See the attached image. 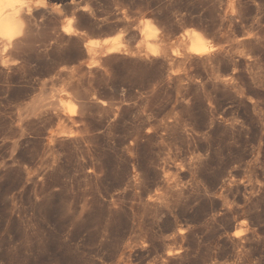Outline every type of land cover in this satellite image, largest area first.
I'll return each instance as SVG.
<instances>
[{"label":"rangeland","instance_id":"1","mask_svg":"<svg viewBox=\"0 0 264 264\" xmlns=\"http://www.w3.org/2000/svg\"><path fill=\"white\" fill-rule=\"evenodd\" d=\"M26 1L30 44L0 37V264H264V0Z\"/></svg>","mask_w":264,"mask_h":264},{"label":"bare ground","instance_id":"2","mask_svg":"<svg viewBox=\"0 0 264 264\" xmlns=\"http://www.w3.org/2000/svg\"><path fill=\"white\" fill-rule=\"evenodd\" d=\"M29 2V1H28ZM43 2V1H42ZM45 2V1H44ZM32 4V3H31ZM28 5L27 4V1L26 0H0V37H2V39L4 40L5 42V45L7 46H15L16 48L18 47L19 48V52H21V48L20 46H24V44H22L24 41L28 42L30 41V38H28L29 40L27 41L26 40V37H27V33H28V30L30 32V27L32 26H29V29H28V18H29V11H28ZM42 5V4H41ZM33 8V7H32ZM46 9V8H45ZM73 13V12H72ZM78 13V12H77ZM74 16V15H73ZM32 19V18H31ZM37 22V21H36ZM70 22V21H69ZM68 22V23H69ZM32 24V22H30ZM154 23V22H153ZM152 23L151 19H145V22H144V30H150L153 31L155 28H154V24ZM71 24V22L69 23ZM74 24V23H73ZM81 24V23H80ZM156 25V24H155ZM76 26V25H75ZM75 26L74 29H75ZM157 26V25H156ZM72 27V26H71ZM158 27V26H157ZM64 28V27H63ZM80 28V27H78ZM32 29V27H31ZM70 26L67 27L66 30V33L67 32H70ZM74 29L72 31H74ZM160 29V28H159ZM193 30V29H192ZM33 30H31V33H32ZM161 31V29H160ZM189 32H191L190 34L191 37H192V44L189 46L191 51L194 53V55H204V54H207V53H210L213 48L212 45H208L206 43V39L204 38V36L202 35L201 31H198V30H188ZM59 33V32H58ZM76 33V32H75ZM148 33V32H147ZM146 33V34H147ZM158 33V32H157ZM30 34V33H29ZM71 34V32H70ZM149 34V33H148ZM32 37V36H31ZM64 37V36H63ZM81 37V36H80ZM190 37V36H189ZM67 38V37H66ZM65 38V39H66ZM188 38V37H187ZM0 39V40H2ZM62 39V38H61ZM146 41V40H145ZM3 43V42H2ZM29 43V42H28ZM26 43V44H28ZM4 44V43H3ZM22 44V45H21ZM30 44V43H29ZM4 47V46H3ZM114 47V46H113ZM113 47H110V49H114ZM147 47V46H146ZM12 49V47H10ZM17 48V50H18ZM24 48V47H22ZM26 48V47H25ZM153 48V47H152ZM2 49V48H1ZM9 49V51L11 50ZM21 49V50H20ZM189 49V48H188ZM16 49L14 48L13 51L11 52L10 51V55L11 53H14L16 52L15 51ZM98 50V49H97ZM101 50V49H99ZM103 50V49H102ZM105 50V49H104ZM2 51V50H1ZM107 51H110V50H107ZM95 52H96V49H95ZM95 52H93L95 54ZM156 52V51H155ZM190 52V53H192ZM7 53H9L7 51ZM100 53V52H99ZM114 53V52H113ZM130 53V52H129ZM213 53V52H212ZM20 54V53H18ZM17 54V55H18ZM98 54V52H97ZM111 54V53H110ZM15 55V54H13ZM96 55V54H95ZM193 55V54H192ZM153 56V55H152ZM3 57V56H2ZM11 57V56H10ZM19 57V56H18ZM25 57V56H24ZM12 58V57H11ZM105 58V57H104ZM3 59V58H2ZM14 59V58H13ZM100 59V58H99ZM98 59V60H99ZM12 60V59H10ZM105 60V59H104ZM14 61V60H13ZM17 61V60H15ZM14 61V62H15ZM100 61V60H99ZM103 61V59H102ZM12 62V61H11ZM14 65V64H13ZM12 67V66H11ZM74 87V86H73ZM64 90V89H63ZM80 91V90H79ZM82 93V91H81ZM71 94V93H70ZM56 95V94H55ZM71 95L74 96V94L72 93ZM78 94L76 93L75 97L77 96ZM79 95H81L79 93ZM78 95V96H79ZM83 95V94H82ZM87 96V95H86ZM58 97V96H57ZM64 97H65V94H64ZM84 97V96H83ZM43 98V97H41ZM40 98V99H41ZM59 98V97H58ZM71 98V97H70ZM79 98V97H78ZM78 98H74V101L78 102L79 99ZM77 99V100H75ZM88 99V98H87ZM69 100V99H68ZM81 100H82V104L84 105L85 103V100L82 98L81 96ZM81 100H80V104H81ZM41 101V100H40ZM56 101H57V98H56ZM67 101V100H66ZM53 104V100L51 101ZM47 103V102H45ZM57 104L55 106H60L58 107L59 109L62 107L64 110L65 109H69L71 112H75L76 110V103H65V102H62L58 99V101L56 102ZM102 103V102H101ZM37 104V103H36ZM36 104L34 106H36ZM82 104H81V107L78 106V108H82ZM38 106V105H37ZM46 106L45 104L43 105V107ZM52 106V105H51ZM39 107V106H38ZM53 107V106H52ZM87 107V106H86ZM56 108V107H55ZM61 108V109H62ZM84 108V106H83ZM38 109V108H37ZM62 109V110H63ZM79 111V109H77ZM84 112V111H83ZM76 113V112H75ZM75 113H72L73 115H75ZM79 113V112H77ZM63 115V114H62ZM64 116V115H63ZM80 117V116H79ZM66 118V117H65ZM69 118V117H68ZM66 118V119H68ZM70 118L73 119V117L71 116ZM75 120V118L73 119ZM66 122V121H65ZM69 130V129H67ZM79 130V129H78ZM62 131V129H61ZM71 131V130H70ZM63 132V131H62ZM66 132V130H65ZM76 132V131H75ZM64 133V132H63ZM68 133V132H66ZM66 135V134H65ZM63 136V135H62ZM76 136V135H75ZM73 137V136H72ZM51 139V138H50ZM55 139V138H54ZM56 141V139H55ZM237 234V233H235Z\"/></svg>","mask_w":264,"mask_h":264}]
</instances>
